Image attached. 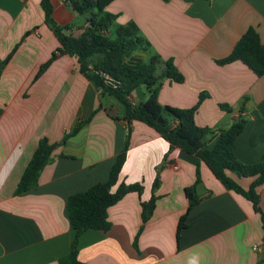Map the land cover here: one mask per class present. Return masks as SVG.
I'll use <instances>...</instances> for the list:
<instances>
[{"label": "crops", "instance_id": "obj_1", "mask_svg": "<svg viewBox=\"0 0 264 264\" xmlns=\"http://www.w3.org/2000/svg\"><path fill=\"white\" fill-rule=\"evenodd\" d=\"M52 18L70 24L77 34L87 25L64 0H51ZM115 23L133 21L153 54L171 59L180 82L165 78L157 101L190 108L206 96L194 121L215 135L238 118L247 120L235 137L233 153L243 163L264 154V76L239 61L219 65L247 27L257 30L264 46V0H113L106 8ZM59 42L44 22L39 0H0V264H59L73 237L66 213L70 195L107 180L117 154L128 147L120 179L139 182L140 193H126L107 208L110 228L88 229L78 242L85 264H264L262 221L249 200L226 189L204 162L168 142L139 120L119 118L118 102L99 94L79 70L75 56L56 53L37 76L39 66ZM132 104L147 97L137 86ZM225 105L229 110L221 107ZM117 117V118H115ZM64 144L65 134L83 121ZM57 145L41 169L37 186L21 194L15 188L40 138ZM198 202L187 213L186 226L175 240L185 212L184 188L195 182ZM247 188L252 177H237ZM158 185L153 188L154 179ZM264 216V183L256 188ZM156 197L150 217L142 222L141 202ZM256 245V248L254 246Z\"/></svg>", "mask_w": 264, "mask_h": 264}, {"label": "trees", "instance_id": "obj_2", "mask_svg": "<svg viewBox=\"0 0 264 264\" xmlns=\"http://www.w3.org/2000/svg\"><path fill=\"white\" fill-rule=\"evenodd\" d=\"M64 1L76 14L84 17L87 25L81 26V30L75 35L66 33L65 31L70 30L71 26L70 24L59 25L55 22L52 18L51 0H39L44 22L54 32L59 47L46 63L39 66L37 76L43 72L56 53L75 56L79 70L99 90V94L110 96L118 102L121 108L119 118L128 122L139 120L152 127L168 142L170 149L176 147L194 154L205 163L226 189L249 200L253 209L260 214L264 238V216L260 208L261 198L256 190L264 183V154L257 162L247 164L239 161L233 153L234 139L244 129L247 120L238 118L226 129L219 130L210 145L207 144L206 138L212 137L216 132L209 127L198 126L194 121V112L206 94L201 92L197 103L186 109L162 105L157 101L158 87L165 78L180 82L183 77L171 59L162 60L157 54L147 59L142 56L147 45L140 35L137 24L128 21L115 25L110 30L115 23L116 14L109 12L106 8L113 0ZM139 49L143 51L141 55L136 53ZM14 50L15 48L0 63V66L9 60ZM234 61L241 62L256 76H264V46L255 27H247L231 51L226 56L215 60L219 65ZM105 75L116 82L114 87L105 82ZM140 85L144 86L147 97L138 104H132L128 96ZM221 107L229 110L225 105ZM86 122L85 120L75 124L60 143L64 144ZM128 134L129 128L124 146L117 154L107 180L97 182L85 191L76 192L68 197L66 213L73 230V237L69 252L58 260L59 264H85L77 257L81 234L88 229L107 231L110 228L107 208L128 192L140 193L139 182L125 183L120 179L126 159ZM56 145V143H50L45 137L38 140L16 185L15 194H21L37 186L39 173L51 160V154ZM229 173L237 177L253 179L248 187L244 188ZM195 177V182L184 188L187 207L176 225V243L181 230L186 226L187 213L199 200L196 193V184L200 181L198 170ZM157 185L158 179L155 178L152 187L155 188ZM155 199L156 197L152 194L147 201L141 202L142 222L150 217ZM262 204L264 206V197Z\"/></svg>", "mask_w": 264, "mask_h": 264}, {"label": "built area", "instance_id": "obj_3", "mask_svg": "<svg viewBox=\"0 0 264 264\" xmlns=\"http://www.w3.org/2000/svg\"><path fill=\"white\" fill-rule=\"evenodd\" d=\"M104 77H105V82H106L108 85H110V86H112V87L115 86V83H116V82H115L112 78H110V77L107 76V75H105ZM254 248H256V245L254 246Z\"/></svg>", "mask_w": 264, "mask_h": 264}, {"label": "rangeland", "instance_id": "obj_4", "mask_svg": "<svg viewBox=\"0 0 264 264\" xmlns=\"http://www.w3.org/2000/svg\"><path fill=\"white\" fill-rule=\"evenodd\" d=\"M161 1H167V0H161ZM142 52H143V51H141V49H139V50H137L136 53H137L138 55H141ZM143 87H144V86H143Z\"/></svg>", "mask_w": 264, "mask_h": 264}, {"label": "water", "instance_id": "obj_5", "mask_svg": "<svg viewBox=\"0 0 264 264\" xmlns=\"http://www.w3.org/2000/svg\"><path fill=\"white\" fill-rule=\"evenodd\" d=\"M261 256L264 257V248L262 249Z\"/></svg>", "mask_w": 264, "mask_h": 264}]
</instances>
